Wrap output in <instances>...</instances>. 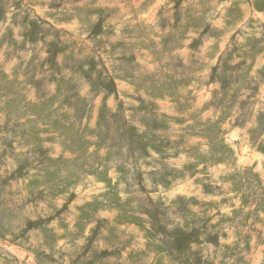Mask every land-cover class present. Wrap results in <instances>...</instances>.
Wrapping results in <instances>:
<instances>
[{
  "label": "rangeland",
  "instance_id": "1",
  "mask_svg": "<svg viewBox=\"0 0 264 264\" xmlns=\"http://www.w3.org/2000/svg\"><path fill=\"white\" fill-rule=\"evenodd\" d=\"M0 264H264V0H0Z\"/></svg>",
  "mask_w": 264,
  "mask_h": 264
}]
</instances>
